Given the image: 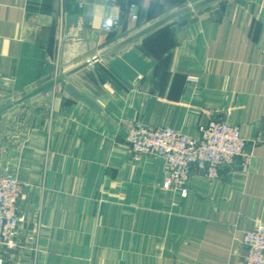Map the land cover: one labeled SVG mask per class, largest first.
Returning <instances> with one entry per match:
<instances>
[{"label": "crops", "instance_id": "crops-1", "mask_svg": "<svg viewBox=\"0 0 264 264\" xmlns=\"http://www.w3.org/2000/svg\"><path fill=\"white\" fill-rule=\"evenodd\" d=\"M211 121L251 163L193 169L185 197L127 141ZM0 173L24 183L4 264H243L264 223V0H0Z\"/></svg>", "mask_w": 264, "mask_h": 264}, {"label": "built area", "instance_id": "built-area-1", "mask_svg": "<svg viewBox=\"0 0 264 264\" xmlns=\"http://www.w3.org/2000/svg\"><path fill=\"white\" fill-rule=\"evenodd\" d=\"M129 17L132 20L139 18L136 4L131 5ZM119 25V17L105 16L101 28L112 32ZM195 79V76H189V80ZM127 141L136 157L143 154L162 157V187L177 190L183 197L190 191L189 181L193 169L203 171L209 180H217L222 167L233 164L238 159H243L245 168L251 163V158L246 153L247 141L240 127L227 121H211L201 126L199 136L172 127H150L137 122L130 127ZM22 193L23 187L15 176L0 173V246L6 249L19 246V230L24 221L19 205ZM244 242L248 247V254L243 264H264V223L257 222L248 230ZM0 264H4L2 258Z\"/></svg>", "mask_w": 264, "mask_h": 264}, {"label": "rangeland", "instance_id": "rangeland-1", "mask_svg": "<svg viewBox=\"0 0 264 264\" xmlns=\"http://www.w3.org/2000/svg\"><path fill=\"white\" fill-rule=\"evenodd\" d=\"M47 95H50V94L47 93ZM12 175L15 176L19 180V182L21 183L22 187H24V183L22 182V179L19 176H16L14 174H12Z\"/></svg>", "mask_w": 264, "mask_h": 264}, {"label": "clouds", "instance_id": "clouds-1", "mask_svg": "<svg viewBox=\"0 0 264 264\" xmlns=\"http://www.w3.org/2000/svg\"><path fill=\"white\" fill-rule=\"evenodd\" d=\"M108 23H111V21H109Z\"/></svg>", "mask_w": 264, "mask_h": 264}]
</instances>
